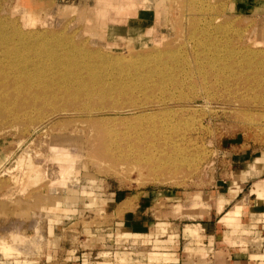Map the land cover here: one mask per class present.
I'll use <instances>...</instances> for the list:
<instances>
[{"label": "rangeland", "instance_id": "1", "mask_svg": "<svg viewBox=\"0 0 264 264\" xmlns=\"http://www.w3.org/2000/svg\"><path fill=\"white\" fill-rule=\"evenodd\" d=\"M121 1L0 0L6 31L77 50L55 95L0 87V264H264V0Z\"/></svg>", "mask_w": 264, "mask_h": 264}, {"label": "bare ground", "instance_id": "2", "mask_svg": "<svg viewBox=\"0 0 264 264\" xmlns=\"http://www.w3.org/2000/svg\"><path fill=\"white\" fill-rule=\"evenodd\" d=\"M130 1L122 0L119 3V7L124 9L123 12H125L131 4ZM5 19V18H4ZM3 20V19H2ZM2 20H0V87L7 86L11 82L12 87L14 88L13 92L20 91L21 88L25 89L29 92L31 89H38V91H41L42 95H55V93L48 94L46 89H49V82L46 84L47 87L43 86V83L41 80H43L45 77H48L50 74H46L48 70L55 71V70H65L71 69V63L76 61L75 55L76 51L71 48L64 49L63 44L59 45L61 42H58L57 40H49L45 37L39 39H36L38 36L34 32L32 33H25L23 31H19V29L14 32H8L5 30V27H8V24L4 23ZM5 21V20H4ZM11 23V22H10ZM13 23V22H12ZM11 23V24H12ZM26 23V22H25ZM16 24V23H15ZM33 24V23H32ZM28 26H31V24ZM17 27V26H16ZM12 29V28H11ZM14 30V28H13ZM221 32V31H220ZM38 33V32H36ZM193 33V32H192ZM194 33H196L194 31ZM209 34V33H208ZM220 37V35H219ZM224 37V36H222ZM55 38V37H54ZM213 38V37H212ZM218 38V37H217ZM215 40V39H214ZM220 40V39H219ZM224 40V39H223ZM222 41V40H221ZM201 42V41H200ZM214 42V41H212ZM229 42V41H228ZM215 43V42H214ZM223 43V42H222ZM203 44V42H202ZM201 44V45H202ZM211 44V43H210ZM209 44V45H210ZM213 44V43H212ZM211 44V45H212ZM216 44V43H215ZM199 45V44H198ZM201 45L200 48H201ZM208 45V43H207ZM219 45V44H217ZM221 45V44H220ZM229 45V44H228ZM213 46V45H212ZM222 46V45H221ZM210 47V46H208ZM206 47L203 48V52H207ZM222 48V47H221ZM226 48V47H225ZM212 49V47H211ZM214 49V48H213ZM218 49V48H217ZM224 49V48H222ZM198 50V49H197ZM210 50V49H208ZM216 51V50H215ZM209 52V51H208ZM224 52V50H223ZM167 53V52H166ZM171 53V52H170ZM169 54H161L158 53L155 54L156 56H151L153 62H157L160 64V66H165L164 57L165 55ZM216 53V52H215ZM205 54V53H204ZM200 55V54H198ZM221 56V55H220ZM150 57V56H148ZM147 57V58H148ZM201 57V55H200ZM231 58V57H230ZM129 59V58H128ZM119 60V59H118ZM116 60V61H118ZM122 59H120L118 62H123ZM126 60V59H125ZM151 58L146 59V62H149ZM151 60V61H152ZM220 60V59H219ZM229 60V59H228ZM234 60V59H232ZM231 60V61H232ZM50 61V62H49ZM221 61V60H220ZM225 61V60H224ZM116 62V63H118ZM69 63V64H68ZM238 63V62H237ZM67 64V65H66ZM86 67V65L83 63ZM166 67V66H165ZM167 68V67H166ZM3 69V70H2ZM69 71V70H68ZM70 72V71H69ZM74 73V72H73ZM73 73L70 76H73ZM57 75V73L55 74ZM54 76V74L52 75ZM77 76V75H75ZM55 77V76H54ZM70 79V78H67ZM54 80V78H53ZM66 80V79H65ZM6 83V84H5ZM39 87V88H37ZM10 88V87H9ZM53 89V87H51ZM102 89V88H101ZM135 89V88H134ZM133 89V90H134ZM76 90V89H75ZM79 90V89H78ZM73 91V90H72ZM72 91H70L72 93ZM77 91V90H76ZM92 91V90H90ZM100 92V91H99ZM132 92V91H131ZM2 93V92H1ZM57 93V92H56ZM76 93V92H75ZM134 93V91L132 92ZM90 95V93H86V95ZM31 95V94H30ZM76 95V94H75ZM80 95V93H78ZM8 96V95H7ZM34 96V95H33ZM36 97V96H35ZM2 98V97H1ZM16 99V98H15ZM14 99V100H15ZM20 99V98H19ZM2 100V99H1ZM37 100V99H36ZM31 102V100H30ZM37 102V101H36ZM16 104V103H15ZM52 104V103H51ZM11 105V104H10ZM37 106V104H35ZM166 105V104H165ZM47 106V105H46ZM6 107V105H5ZM34 107V106H32ZM138 108V107H137ZM12 109V108H11ZM144 109V108H143ZM146 109V108H145ZM157 109V108H156ZM9 110V109H8ZM33 110H36L33 109ZM31 110V111H33ZM7 111V110H6ZM4 112V111H3ZM110 112V110H109ZM118 112V111H117ZM116 112V113H117ZM133 112V111H132ZM6 113V112H5ZM4 113V114H5ZM9 113V112H8ZM17 113V112H16ZM26 113V112H24ZM28 113V111H27ZM108 113V112H107ZM149 113V112H148ZM32 114H34L32 112ZM60 114V113H59ZM84 114V113H83ZM27 115V114H26ZM18 116V114L16 115ZM32 116V115H30ZM15 117V116H14ZM29 117V116H28ZM2 118V117H1ZM92 118V117H91ZM113 118V117H112ZM4 119V117H3ZM14 119V118H12ZM20 119V118H19ZM31 120V118H29ZM9 120V119H8ZM15 120V119H14ZM24 120V119H23ZM20 121V120H19ZM53 121V120H52ZM22 122V121H21ZM24 122V121H23ZM152 123V122H151ZM152 125V124H151ZM165 125V124H164ZM43 126V125H42ZM162 127V125H161ZM166 127V125H165ZM163 128V127H162ZM166 130V128H164ZM170 129V127H169ZM168 129V130H169ZM173 129V128H172ZM171 129V130H172ZM161 132L162 129L160 130ZM61 170L63 176H65L70 169L62 168ZM66 173V174H65ZM11 249V248H10ZM7 249V250H10ZM5 250V249H4ZM11 251V250H10ZM7 252V251H6ZM9 252V251H8ZM7 252V253H8Z\"/></svg>", "mask_w": 264, "mask_h": 264}, {"label": "crops", "instance_id": "3", "mask_svg": "<svg viewBox=\"0 0 264 264\" xmlns=\"http://www.w3.org/2000/svg\"><path fill=\"white\" fill-rule=\"evenodd\" d=\"M232 197H235V196H232ZM137 208H139V209L141 208L140 204H138V207L136 206V209ZM240 208H241L240 206H236L235 210L228 212L225 215L224 220L226 222H228V224H230V225H232V224L235 225L236 223H237L236 225H239V223H240L239 222V215L241 213ZM137 213H138V211H136V214ZM232 213H233L232 218L228 219L229 221H227V218H229L228 217L229 214H232ZM221 214L222 213H220V212L214 211L213 213H211L210 215L207 216L208 218H201V221H206V222H202L201 224H197L198 226H201L205 229V234H203V235L205 238L207 237V239H206V243H205L204 247H206L208 249H210V247H215L214 245L211 246L210 240L212 239L213 241H215V244L217 243V245H218L217 240L224 233V231L220 230L221 229V226H220L221 220L218 219ZM209 216H211V217H209ZM189 236H191V235H189ZM236 240H238V239H236ZM238 242H240V241H238ZM177 252H179V253H175L176 257H177V261L169 263V264H203V262H201L199 259H196L195 257L186 256L185 255V248H183V250L178 248ZM218 252H219V250H216L210 256L209 260L211 263L208 262L207 264H243V263L248 261V258H246L247 256H245L246 253L242 252L240 249H233L232 248L230 251L228 250L229 256L223 257V258L217 255ZM165 254H171V253L165 252ZM172 255H170V258ZM166 256H168V255H166ZM248 263H249V261H248Z\"/></svg>", "mask_w": 264, "mask_h": 264}]
</instances>
